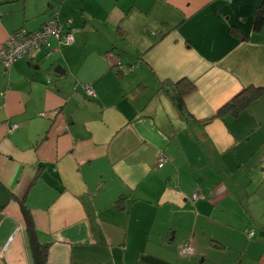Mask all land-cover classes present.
I'll use <instances>...</instances> for the list:
<instances>
[{
	"label": "crops",
	"instance_id": "1",
	"mask_svg": "<svg viewBox=\"0 0 264 264\" xmlns=\"http://www.w3.org/2000/svg\"><path fill=\"white\" fill-rule=\"evenodd\" d=\"M262 6L0 0V49L52 19L73 35L0 63V264H34L22 206L45 264H264V91L220 112L264 88Z\"/></svg>",
	"mask_w": 264,
	"mask_h": 264
},
{
	"label": "built area",
	"instance_id": "2",
	"mask_svg": "<svg viewBox=\"0 0 264 264\" xmlns=\"http://www.w3.org/2000/svg\"><path fill=\"white\" fill-rule=\"evenodd\" d=\"M50 37L56 38L59 42L71 44L73 35L64 30L57 21L49 20L43 26L35 31H28L20 28L8 34L3 46L0 49V63L9 67L14 61L23 57L31 56L37 49L43 46ZM84 91L88 96H94L92 88L88 84L83 85ZM17 125H13L15 128ZM167 161L163 152L157 154V166L162 167ZM198 194L193 193L192 199H197ZM181 254L186 255L191 251L190 245L182 243L179 245Z\"/></svg>",
	"mask_w": 264,
	"mask_h": 264
},
{
	"label": "trees",
	"instance_id": "3",
	"mask_svg": "<svg viewBox=\"0 0 264 264\" xmlns=\"http://www.w3.org/2000/svg\"><path fill=\"white\" fill-rule=\"evenodd\" d=\"M264 25V6L260 7L256 12L255 20H254V30L258 31L261 26ZM123 70H118V73ZM169 82H162V87L168 86ZM170 86L173 87V92H171L170 97L172 102L178 112L180 114H186V109L184 106L183 97L188 94L193 89V85L190 81L186 79H181L176 83H170ZM264 91V88L260 87H247L238 95H236L231 101H229L226 105L221 108L220 112L225 110L229 111L232 114H237L239 111L248 107V105L257 99L259 95ZM23 216L25 219L26 227L29 234L31 250H32V258L34 260V264H45L46 255H47V244L41 243L36 238V232L34 230L33 221L28 209L22 206Z\"/></svg>",
	"mask_w": 264,
	"mask_h": 264
},
{
	"label": "water",
	"instance_id": "4",
	"mask_svg": "<svg viewBox=\"0 0 264 264\" xmlns=\"http://www.w3.org/2000/svg\"><path fill=\"white\" fill-rule=\"evenodd\" d=\"M260 235L264 236V234H262V233Z\"/></svg>",
	"mask_w": 264,
	"mask_h": 264
}]
</instances>
